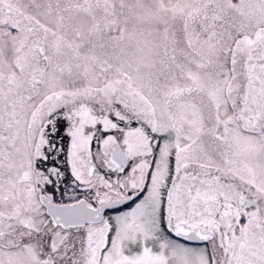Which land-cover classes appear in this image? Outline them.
I'll return each mask as SVG.
<instances>
[{
  "label": "snow or ice",
  "instance_id": "6c2138e0",
  "mask_svg": "<svg viewBox=\"0 0 264 264\" xmlns=\"http://www.w3.org/2000/svg\"><path fill=\"white\" fill-rule=\"evenodd\" d=\"M0 264H264V0H0Z\"/></svg>",
  "mask_w": 264,
  "mask_h": 264
}]
</instances>
